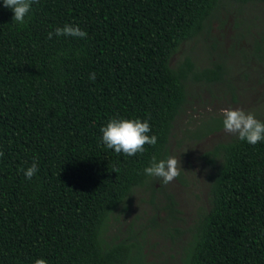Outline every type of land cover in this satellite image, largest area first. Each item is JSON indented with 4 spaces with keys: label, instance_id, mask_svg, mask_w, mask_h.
<instances>
[{
    "label": "trees",
    "instance_id": "obj_1",
    "mask_svg": "<svg viewBox=\"0 0 264 264\" xmlns=\"http://www.w3.org/2000/svg\"><path fill=\"white\" fill-rule=\"evenodd\" d=\"M230 1L251 0H38L18 24L0 0V264H145L138 241L104 234L151 180L153 156L167 157L186 84L223 79L219 64L170 59ZM65 24L86 38L48 39ZM113 118L147 119L157 144L131 157L108 149L100 129ZM203 156L214 165L209 208L181 264H264V141L235 137ZM33 162L27 180L20 169Z\"/></svg>",
    "mask_w": 264,
    "mask_h": 264
},
{
    "label": "rangeland",
    "instance_id": "obj_2",
    "mask_svg": "<svg viewBox=\"0 0 264 264\" xmlns=\"http://www.w3.org/2000/svg\"><path fill=\"white\" fill-rule=\"evenodd\" d=\"M186 58L195 71L219 64L224 76L218 82L186 84L187 102L167 144V157L181 162L180 175L167 185L152 177L134 189L112 213L104 234L108 242L138 241L145 264H181L191 229L209 208L214 165L203 155L236 137L224 127L201 136L217 121L223 123L221 109H243L258 120L264 118V0L226 3L208 32L179 46L170 66L175 68Z\"/></svg>",
    "mask_w": 264,
    "mask_h": 264
},
{
    "label": "clouds",
    "instance_id": "obj_3",
    "mask_svg": "<svg viewBox=\"0 0 264 264\" xmlns=\"http://www.w3.org/2000/svg\"><path fill=\"white\" fill-rule=\"evenodd\" d=\"M38 3V0H3V5L13 12V22L18 24L25 23V17L31 11L32 5ZM48 39L53 36L86 38L87 33L80 29L79 26L65 24L62 28H55L54 32L50 31ZM96 73H89V80L94 82ZM211 111V109H209ZM223 117L224 131L236 136L240 141H246L250 145L264 141V121L258 120L253 112H245L243 109H221ZM102 133V143L117 154L126 156H135L145 151V145L155 146L157 136L149 135L151 126L147 119H111L106 126L100 129ZM4 153L0 151V158ZM181 162L175 156H168L165 159L157 161L153 156L149 167L144 169V174L149 177L159 178L164 185L169 184L180 175ZM25 179L31 180L38 172L36 162L30 167L20 169ZM35 264H47L45 259H36Z\"/></svg>",
    "mask_w": 264,
    "mask_h": 264
}]
</instances>
